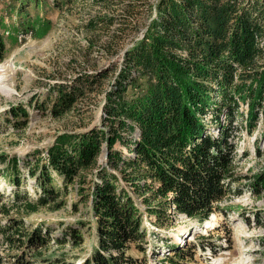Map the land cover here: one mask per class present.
<instances>
[{"label":"trees","instance_id":"obj_1","mask_svg":"<svg viewBox=\"0 0 264 264\" xmlns=\"http://www.w3.org/2000/svg\"><path fill=\"white\" fill-rule=\"evenodd\" d=\"M153 9L144 36L124 52L119 65L96 71L91 78L77 77L78 84L94 82L99 88L110 81L101 124L58 135L29 169L39 195L36 201L23 195L26 213L63 209L70 192L77 196L74 207H89L95 246L80 264H147L150 243L144 215L157 225L171 215L198 223L214 214L226 218L221 203L237 194L232 187L241 181L234 167L231 124L242 104L247 107L248 135L259 117L264 121V0H156ZM21 28L33 25L21 20ZM4 58L0 34V62ZM66 88L57 92L51 109L56 116L77 100V89ZM210 126L218 131L216 136L208 132ZM103 153L105 165L100 166ZM3 164L6 181L19 187L17 160L4 159ZM55 180L61 185L55 186ZM252 180L253 186L264 188V172ZM13 196V202H20L19 191ZM139 206L145 207V214ZM42 231H33L22 242L24 250L6 264H38L26 250L46 246L49 232ZM79 232H66L58 245L80 248L84 237ZM20 240L6 238L10 244ZM167 261L174 264L171 258ZM5 262L0 252V264ZM45 264L75 262L57 257Z\"/></svg>","mask_w":264,"mask_h":264},{"label":"rangeland","instance_id":"obj_2","mask_svg":"<svg viewBox=\"0 0 264 264\" xmlns=\"http://www.w3.org/2000/svg\"><path fill=\"white\" fill-rule=\"evenodd\" d=\"M155 2L0 0V34L5 44V58L0 64L6 62L2 79L8 78L9 90H0V230L7 228L5 234L0 232V252L5 264L24 250L22 242L40 228L42 235L49 232L46 246L26 250V256L36 257L38 264L57 257L80 264L81 258L88 257L95 246V222L87 205L74 207V192L65 197L63 209L24 211L23 195L27 201H36L39 195L29 169L35 160L46 155L58 135L86 131L101 124L104 91L110 88V81L101 82L99 88L91 80L90 85L78 84L77 77L91 78L96 71L119 65L124 52L144 36L154 18ZM21 8L22 14L18 13ZM21 20L30 22L33 28L17 29ZM107 20L113 21L106 24ZM90 23H96V27L89 29ZM61 86L67 87V91L77 89V100L70 110L56 116L51 109ZM239 112L230 131L236 145L235 172L241 181L232 187L237 194L228 195L221 203L227 217L214 214L209 221L198 223L171 215L162 225L152 223L154 228L151 223L142 222L150 243L147 264H170L168 258L174 264H218L214 262L217 257L224 259L221 264H264V188L253 186L252 180L264 172V121L259 117L256 129L248 135L244 123L246 105L242 104ZM221 120L225 125L223 115ZM208 132L212 136L218 133L213 126ZM119 150L128 154L124 148ZM13 158L19 166V187L6 181L3 160ZM99 165H105L104 153ZM57 180L54 185L60 186ZM14 191H19L18 203L13 202ZM139 209L145 214L144 206ZM217 217L221 219L219 224L209 228ZM75 229L84 237L83 246H59L57 240ZM6 238L21 240L10 244ZM66 239L70 242L68 236ZM203 244L212 246L214 252L202 249ZM131 253L139 256L133 248Z\"/></svg>","mask_w":264,"mask_h":264},{"label":"bare ground","instance_id":"obj_3","mask_svg":"<svg viewBox=\"0 0 264 264\" xmlns=\"http://www.w3.org/2000/svg\"><path fill=\"white\" fill-rule=\"evenodd\" d=\"M5 65H6V62L0 64V90L3 91V92H8V91H9L8 88H7V87H8V84H7V80H8V78L5 79V80L2 79V75H3V72H4L3 68L5 67ZM3 78H4V76H3ZM4 87H5V88H4ZM10 91H11V89H10ZM220 220H221V219H220L219 217L215 218V220H213V221L211 222V224L209 225V226H210L209 228L213 229L215 225L219 224ZM212 227H213V228H212ZM254 233H257V232L255 231ZM253 235H254V234H253ZM245 255H247V254H245ZM239 256H240V255H239ZM245 259H246V258H245ZM247 259H248V258H247ZM223 261H224V259H223L222 257L214 258V262H215V263L221 264ZM246 261H247V260H246ZM238 263H239V262H238ZM245 263H246V262H245ZM249 263H250V261H249ZM251 264H252V263H251Z\"/></svg>","mask_w":264,"mask_h":264},{"label":"built area","instance_id":"obj_4","mask_svg":"<svg viewBox=\"0 0 264 264\" xmlns=\"http://www.w3.org/2000/svg\"><path fill=\"white\" fill-rule=\"evenodd\" d=\"M145 225H149L150 223V226H151V228H154V226H153V224L152 223H154V221H153V219H149L146 215L143 217V221H142ZM207 250H209L208 248H206Z\"/></svg>","mask_w":264,"mask_h":264}]
</instances>
